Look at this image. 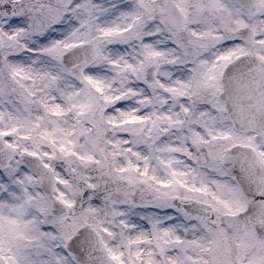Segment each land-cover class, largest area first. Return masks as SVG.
<instances>
[{
    "label": "snow or ice",
    "instance_id": "snow-or-ice-1",
    "mask_svg": "<svg viewBox=\"0 0 264 264\" xmlns=\"http://www.w3.org/2000/svg\"><path fill=\"white\" fill-rule=\"evenodd\" d=\"M0 264H264V0H0Z\"/></svg>",
    "mask_w": 264,
    "mask_h": 264
}]
</instances>
